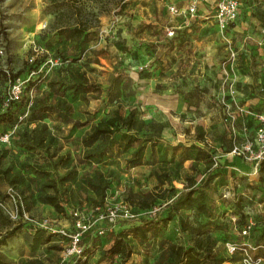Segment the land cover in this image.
Returning a JSON list of instances; mask_svg holds the SVG:
<instances>
[{
  "label": "rangeland",
  "instance_id": "obj_1",
  "mask_svg": "<svg viewBox=\"0 0 264 264\" xmlns=\"http://www.w3.org/2000/svg\"><path fill=\"white\" fill-rule=\"evenodd\" d=\"M190 1L0 0V113L5 110L4 103L13 76L21 75L29 82L36 83L35 93L40 94L49 89V81L56 78L60 70L66 74L70 61L79 57L82 59L78 65L93 82L102 87L100 91L76 99L67 95L73 105L72 122L65 123L56 115L43 121L57 138V144L50 147L51 153L56 152L53 160L60 156L65 158L54 171L59 174L71 172L63 184L65 212L55 211L54 214L49 212L42 215L43 204L38 200L37 192L30 199L29 209L24 204L23 211H17L15 204L8 202V192L11 189L20 195L19 189L12 188L0 179V200L7 207L3 209L7 218L17 225L28 222L26 216L38 220L47 218L51 227L73 231L76 212L82 217L95 220L96 205L102 208L113 205L133 207L126 201L131 191L134 194H161V183L154 171L163 174L164 166L170 160L174 168L169 172L171 175L176 176L178 173L184 179L187 174L196 176L199 173L198 180L201 181V174L206 171L205 164L199 161L197 167L193 168L192 159L181 163L184 148L194 158L195 146L206 147L212 152V160L216 161L222 154L229 153L234 138L236 144L243 145L239 144L237 113L233 114L230 108L223 114L220 108L225 107L223 99L229 96L227 90L222 91L221 83L228 74L236 78L244 94L247 86L254 84L252 91L256 99L252 108L264 111V0H240L236 36L230 45L225 43V39H220L212 25L202 27V24L211 21L203 19L204 11H199L198 20H190L185 13ZM203 4H199V10L204 9L205 6L201 7ZM172 5L177 6L179 13L170 12ZM78 18L87 19L94 26L89 31V37L80 40L70 39L66 35L61 37L59 28L76 22ZM188 29L191 31L188 32ZM201 30H207V34H202ZM169 31H174V34L170 35ZM230 46L238 54L234 61L230 59ZM31 58L35 60L33 64ZM131 66L135 68L130 69ZM247 77L253 83H248L245 80ZM117 82L126 87L123 95L119 94L120 98L117 97ZM149 86L154 87V91L148 90ZM160 96L169 99V106L160 102ZM231 98L242 100L243 97L237 94ZM119 102L124 115L131 108H137L140 120L146 124L162 123L163 131L158 134L156 127L147 126L141 131L129 133L122 130L114 138L116 143L112 157L100 164L87 162L83 159L86 150L83 138L95 123L108 118L119 106ZM238 102L243 105L242 101ZM26 118L19 121V130L35 128L37 122ZM214 121H217V126L210 128L209 123ZM233 121L236 131L232 128ZM5 129L6 126L0 124V133ZM200 133H203V140H210L214 148L206 146L207 143L198 136ZM249 136L254 139L255 131L250 132ZM130 137L134 138L133 142L127 144ZM13 138L8 144L0 143L1 167L21 170L25 162L33 166L37 162L47 164L39 152H29L17 146L15 140L18 135L15 134ZM163 138L168 142L165 147L159 146ZM173 142H178L175 143L178 144L175 154H172L176 147L171 145ZM141 146L144 147L138 160L131 163L133 152ZM161 146L160 153H155ZM162 153L165 155L162 156ZM240 166L249 167L250 178L242 176ZM224 168V174L213 179L205 189L209 206L217 216L223 217L225 223L224 230L213 231L218 239L217 255L223 259L221 264H244L242 254L231 255L227 243H248L256 248L249 252L253 264H264V245L258 240L264 228V173L258 171L256 176L254 166L232 154L225 159ZM97 169L104 172L110 181V189L104 201L81 179L83 173L93 175ZM31 172H34L33 169ZM169 186L171 184L168 182L162 188ZM177 186L182 188L179 184ZM225 190L230 192L228 198L223 197ZM133 200H136L135 197ZM155 204L158 208L156 217L167 218L170 212L167 201L159 198ZM146 211L137 209L139 219L148 216ZM182 214L190 224L198 226L199 214L195 209L182 211ZM2 220L0 218V226ZM248 221L256 222V229L243 235L242 226ZM163 227L161 236L153 237L145 245L135 246L128 264H155L161 252L162 240L169 239L186 245L192 238L191 234L182 232L179 217L167 220ZM124 228L119 224L114 228H106L101 234V227L97 225L86 233L84 247L87 260L83 264H120L119 257L112 260L104 252L109 246L111 232L118 233ZM43 240L48 241L50 238L47 239L44 234ZM52 241L51 244H58L61 249L49 250L44 247L42 252L39 251L42 253L40 259L45 264H70L64 257L62 239L59 242V238L55 237ZM38 249L39 246L35 251Z\"/></svg>",
  "mask_w": 264,
  "mask_h": 264
},
{
  "label": "trees",
  "instance_id": "obj_2",
  "mask_svg": "<svg viewBox=\"0 0 264 264\" xmlns=\"http://www.w3.org/2000/svg\"><path fill=\"white\" fill-rule=\"evenodd\" d=\"M92 28H94V26L89 20L78 18L76 22L66 24L59 28V35L61 37L66 35L70 39H86L89 37V33H91L89 31ZM81 59L82 58L79 57L71 60V64L66 69V74L63 70H60L57 77L49 81L48 90H45L40 94L35 93L33 104L30 107L29 92L36 86V83L34 84V82L28 83L24 97L21 101H11L9 106L0 113V124L6 126L5 131L0 134H4L13 129L14 126L18 127L20 117L28 112L26 119L31 122H37V124L35 128H24L20 130L17 128L15 134L18 135V138L15 140V144L23 150L39 152L47 162V164H39L37 162L36 166L25 162L21 166V170H13L11 167H1L2 159L0 157V179L11 185L12 188L19 189L21 196L19 194H16V196L20 211H23L24 204L27 205L28 209L30 208V199H32L37 192V198L42 204L52 206L55 211L59 213L65 212V191L63 190V184L68 180L71 172L59 174L54 171L65 160V158L60 156L53 160L54 157H56V152L51 153L50 147L57 144V138L49 129L48 124L43 121L52 115H56L65 123L72 122L73 105L67 98V95H71L73 99H76L78 96L80 97L84 94H90L102 89L101 85L93 82L87 72L82 69L81 65H78V62ZM13 77L12 81L18 77L24 76L16 75ZM236 88L238 90L237 85ZM125 89L126 87L124 85L117 82V97L120 98V95H123ZM115 100L118 101L117 99ZM118 105L119 106H117L108 118L101 119L95 123L91 127L90 132L83 138V143L86 147L83 159L87 162L100 164L112 157L114 155V144L116 143V139L114 138L122 130L129 133L132 131H141L147 126L149 128L156 127L158 134H161L163 131L164 125L162 123L154 122L146 124L143 120H140L138 118L137 108H131L129 112L124 115L121 111V102H119ZM252 120L254 122L248 128L250 129L252 127L250 132H253V130L256 131L258 127L254 118L249 121ZM15 134L13 137H15ZM198 136L201 140L204 139L203 133H200ZM132 139L134 138L130 137L126 141L127 144L133 142ZM122 142L123 141L121 140L120 143ZM96 143L98 144L96 145ZM204 143H206V140ZM235 144L236 143L234 142L232 143L229 152L233 150ZM160 145L161 144L159 143V146ZM143 147L144 146H141L133 152V157L130 160L131 163L138 160ZM159 149L162 150V146L161 148H158V152ZM165 150L168 151V149ZM176 150L177 146L173 148L172 154H175ZM194 150L195 157L193 158L189 155V150L184 148L181 163L192 159L194 160V164L192 165L194 168V166L197 167L196 163L199 161L203 162L206 171L201 174L203 176L202 180H198L199 173L196 176L187 174L184 179H181L178 173L176 176L171 175L169 172L174 170L171 165L173 162L172 160H170L171 162H169L167 166H164L163 174L159 173L157 170L154 171L155 176L161 183V194L154 192H138L134 194L131 191L126 201L132 204L136 211L137 209H147L148 211L155 207L157 199H164L168 203V209H170L169 216L167 218H151L146 216L135 220L136 222H121L120 224L126 228L118 233L111 232L109 235L110 243L104 252L107 258L113 260L114 258L119 257L121 259L120 264H128L134 254L136 245H145L147 242H150L153 237L161 236L163 234L164 223H166L167 220L169 221L175 217H179L182 232L191 234L192 238L186 245L169 239L162 240L160 243L161 252L155 261V264H221L223 262V259L219 258L217 255L218 239L213 235V231L216 229L224 230L225 223L223 222V217L217 216L214 210L209 206L208 196L205 189L217 176L220 178L226 171V168H224V164L221 163L220 160H216L218 164L215 166L216 161L212 160V152L208 148L195 146ZM214 150L215 149H213V151ZM163 155H165V153H162V156ZM32 169L34 171L33 173L31 172ZM259 171L264 173V164L261 165ZM81 179L101 201L106 199L107 191L110 189V181L105 176L104 172L98 169L94 171L93 175L85 172L81 175ZM175 180L183 181L185 187L181 190L176 188L173 185ZM223 181L224 180H222V182ZM168 182L171 186L162 188ZM1 195L2 194H0V196ZM134 197L136 200H133ZM98 207L101 206L96 205L94 208L96 209ZM194 209L199 214L198 226L190 224L182 214V211H192ZM0 218L3 219V222L1 223L2 225L0 226V264H45L39 258H31L28 260L22 259L18 263H15L8 259L1 251V247L7 245L8 241L22 231L27 224L29 225V228L32 226V228L41 235L37 242H35V249L33 251L36 250V247H38L39 244L47 245L46 247L49 250L61 249L58 244L53 245L50 243L53 242L52 239L55 237L59 238L60 242L62 238L59 235L49 233L43 228H38L30 221L23 225H17L5 216L1 207ZM248 224L249 221L242 226V230H244ZM252 229H256V222L251 226L250 233ZM3 231L5 232L4 234ZM44 234L47 236V239L50 238V240L42 241ZM84 240L85 238L83 239V244H85ZM258 240L264 245V228L261 230ZM232 244L241 247L243 245H249L256 249L248 243ZM85 252L87 254L86 249ZM236 254L242 253L237 252Z\"/></svg>",
  "mask_w": 264,
  "mask_h": 264
},
{
  "label": "built area",
  "instance_id": "obj_3",
  "mask_svg": "<svg viewBox=\"0 0 264 264\" xmlns=\"http://www.w3.org/2000/svg\"><path fill=\"white\" fill-rule=\"evenodd\" d=\"M208 0H191L186 14L190 17H194L198 13V6L200 3H206ZM240 9L241 2L240 0H217L214 7V18L216 20L217 26L219 28L220 33L223 36H226L227 30L230 26L236 23L240 18ZM170 12L172 14L179 13L176 5L170 6ZM170 35H173V32H170ZM1 53V50H0ZM237 52L230 46V59L231 61L236 60ZM31 64L35 62L34 58L30 59ZM35 73V70L32 71V74ZM28 79L24 77H18L15 79L11 85L9 92L6 96L4 108H7L11 101H21L25 94L26 83H28ZM222 91H228V95L230 97H235L238 94L236 88V78L225 76L221 83ZM29 107L33 104V99L35 97V90L32 89L29 92ZM234 119V116L229 113ZM28 116V112L20 117V121ZM258 127L255 131V138L248 140L243 145L235 144L233 150L230 154L235 157H241L245 162L252 163L256 172L260 170L261 165L264 164V113H260L255 115ZM17 126H14L13 129L8 131L7 133L0 134V143L8 144L11 142L13 135L17 130ZM247 131V128H246ZM217 161L215 162V166L217 165ZM9 200L15 204V207L18 210L17 204V196L13 190H9L8 192ZM230 192L225 190L223 193L224 198H228ZM2 200H0V207L2 209L7 208ZM24 208V207H23ZM158 208L154 207L145 213L148 214L149 217L155 218L157 215ZM97 216L95 220L93 218L82 217L78 212L74 213L73 217V231L65 230L64 228H53L49 225V220L46 219H35L26 216L27 220L35 224L38 228H43L47 230L49 233L57 234L62 238L61 243L64 244V257L65 260L70 261V264H79L84 263L87 260V254L85 252V247L83 244V239L85 233L89 232L93 229L94 226L100 225L102 234L104 230L107 228H114L118 226L121 222L125 221H135L139 219V214L131 205H113L107 206V208L98 207L95 209ZM234 220L236 218H233ZM254 225L253 221H250L248 226L242 230L243 235H247L250 232L251 226ZM66 239V240H65ZM228 251L231 255L236 254L237 252L242 253V258L244 264H253V258L250 255V251L252 248L249 245L237 246L232 243L227 244Z\"/></svg>",
  "mask_w": 264,
  "mask_h": 264
},
{
  "label": "crops",
  "instance_id": "obj_4",
  "mask_svg": "<svg viewBox=\"0 0 264 264\" xmlns=\"http://www.w3.org/2000/svg\"><path fill=\"white\" fill-rule=\"evenodd\" d=\"M216 1L217 0H208L206 3L201 5V7L205 6L204 9H202V10H199V6H198V13L194 17H190L189 16V18H190L191 21H196V20H198V18L200 16L199 13L201 11H204L205 14L203 13L204 14V16H202L203 19H205V20L211 19V21L206 22L205 24H202V27L212 25L215 28V30L219 33L220 39H222V40L225 39L226 40L225 43L230 45L232 43V38L234 36H236L235 29L237 28L236 27L237 23L234 24L233 26H230V28L227 30L226 36H222L221 35V33L219 32V28L217 26L216 20L214 18V7H215V4H216ZM190 31H191V29H188V32H190ZM169 32H173V34H174V31H169ZM201 32H202V34H207V30H201ZM167 59H168V57H167ZM134 68H135L134 66H131L130 69H134ZM138 79L139 80L141 79L140 75H138ZM153 79H151L152 82L154 81ZM249 79H250L249 77L245 78V80L248 81V83L249 82L253 83L252 80L251 79L249 80ZM236 85L238 86V90H237L238 91V95H240V97H243L242 100L240 98L235 100V99H233V98L228 96V98H224L223 99V102L225 103V107L224 106H220V108L222 109L223 114H225L226 110L230 109V108L232 109V113L233 114L237 113L238 118H239L238 119V123H237L238 134L240 135L239 136L240 137L239 144H245L248 140H250V136H249L250 129L252 130V127L250 129H248V128L254 122L253 120L252 121H249V120L254 118L255 122L258 124L255 115L260 114V113H264V111H261V108H259L257 110L252 108V104H253V102L256 99L255 98V93L252 91V89L254 88V84L251 87L247 86V90H246L245 94L243 92H241L243 90V88L239 84V82L236 83ZM153 89H154V87H151V86H149V88H148V90H151V91ZM172 93H175V92H172ZM174 96L177 98L176 95H174ZM160 98H161L160 102H162V104H165V105L169 106L170 103H169V99H167V97L160 96ZM238 101H240V102L242 101L241 104H243V105L242 106L239 105ZM229 104H231L233 106L230 107ZM190 108L192 109L193 107L190 106ZM213 108L214 107L212 105L211 109H213ZM257 111H259V112H257ZM210 123H213V124H210ZM210 123H209V126L211 125L210 128H215V126H217V121L210 122ZM232 128H234V130L236 131V127H235L234 121L232 122ZM246 128L249 131H246ZM221 137H223V135ZM178 142H180V141L178 140ZM178 142H173L171 145L176 146L178 144H175V143H178ZM233 142L236 143L235 142V138L233 139ZM206 143H207L206 144L207 147L208 146L209 147H213V145L210 143V140H206ZM215 143H217V142H215ZM160 144L165 147L166 145H168V142H167V140L165 138H163L161 140ZM156 152L159 153L157 150H156ZM229 154H230V152L226 153V154H222L219 157L220 162L224 164L225 163V159L228 158ZM188 161H190V160H186L185 162H188ZM250 164L252 166H254L252 163H250ZM239 170L241 171L240 173L242 174L243 177H249V178L251 177L250 176L251 174H249L250 169H249L248 166H240ZM254 172H255V175L257 176L256 173H258V172H256V170ZM175 183H176L175 184L176 188H178L179 190L183 189V184H184L183 181H175ZM177 184L182 186V188L178 187ZM8 202L12 203L10 200ZM41 212H42V215H46L49 212H52L54 214L55 213V209L52 206H50V205L43 204V206L41 207ZM28 226H29L28 224L25 225V227L22 229V231H20L15 237L11 238L8 241L7 245L1 247L2 253L8 259L14 261L15 263H18L20 260L25 259V258H28V259L39 258L40 259V257L42 256V253L40 254L39 251L42 252L44 247L47 246V245L39 244V248L40 249H38L37 251H33L35 249V242H37V240L41 237V235L38 232H36V230L34 228H32V226L30 228ZM44 256H47V254H44Z\"/></svg>",
  "mask_w": 264,
  "mask_h": 264
}]
</instances>
